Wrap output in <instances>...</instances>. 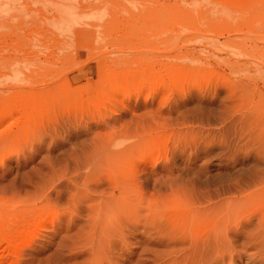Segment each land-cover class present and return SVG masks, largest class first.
<instances>
[{
	"label": "rangeland",
	"instance_id": "1",
	"mask_svg": "<svg viewBox=\"0 0 264 264\" xmlns=\"http://www.w3.org/2000/svg\"><path fill=\"white\" fill-rule=\"evenodd\" d=\"M263 180L264 0H0L1 264H172Z\"/></svg>",
	"mask_w": 264,
	"mask_h": 264
},
{
	"label": "bare ground",
	"instance_id": "2",
	"mask_svg": "<svg viewBox=\"0 0 264 264\" xmlns=\"http://www.w3.org/2000/svg\"><path fill=\"white\" fill-rule=\"evenodd\" d=\"M114 179L118 183V177L115 176ZM259 185L261 187L256 188L257 190L253 192L250 191L251 193L245 194L244 191L240 194V197L224 199L223 202L216 204H212L214 201L210 204L207 199L204 203H209L208 205L204 204V206L202 204L203 206L200 207V204L199 207L189 209L188 215H184V217L186 216L185 218L182 215H178L179 213L177 215L174 214L176 213L174 211L154 217V223H157L156 227H165L172 231V234L169 233V239L167 240L171 241L176 247L183 245L182 249L180 246V251H178L179 248L178 250L176 249L178 251L176 253L170 251L175 253H173L175 256H173L174 259L171 263L209 264L206 261L209 262L208 260L212 257L219 255L218 257L222 258L224 255H230V259L234 261L236 260L235 257H240L241 259L243 256H247L246 264H264V203L261 208H257L254 211L249 210L247 212L245 210L249 206L253 208L255 206L253 204H256L257 200L264 202V180ZM120 188H122L121 185ZM252 201L253 203H251ZM128 218L133 219L134 217L129 216ZM152 228L154 227L152 226ZM157 231L159 232L160 230ZM237 245H242L245 251H238L236 249ZM250 248H256L255 254H253L254 252L248 254ZM90 253L93 256L95 252L91 251ZM216 261L217 258L210 264H214ZM2 262L0 260V264Z\"/></svg>",
	"mask_w": 264,
	"mask_h": 264
}]
</instances>
